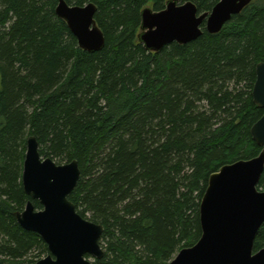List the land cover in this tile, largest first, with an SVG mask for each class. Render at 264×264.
Segmentation results:
<instances>
[{
	"label": "trees",
	"instance_id": "1",
	"mask_svg": "<svg viewBox=\"0 0 264 264\" xmlns=\"http://www.w3.org/2000/svg\"><path fill=\"white\" fill-rule=\"evenodd\" d=\"M58 1L0 0V264L49 254L15 218L31 200L21 182L29 136L42 158L77 161L68 200L104 228L93 264H168L200 238L210 175L262 150L250 129L264 113L251 95L264 63V0L217 34L202 27L197 40L156 53L138 40L141 12L170 0H64L95 5L104 46L94 53L57 17ZM177 1L201 15L219 0ZM262 248L264 223L254 253Z\"/></svg>",
	"mask_w": 264,
	"mask_h": 264
},
{
	"label": "water",
	"instance_id": "2",
	"mask_svg": "<svg viewBox=\"0 0 264 264\" xmlns=\"http://www.w3.org/2000/svg\"><path fill=\"white\" fill-rule=\"evenodd\" d=\"M252 1L219 0L211 12L201 15L191 2L180 4L177 0L168 1L160 12L146 8L141 12L138 40L152 53L173 43L185 45L202 35V27L208 34L219 33ZM55 13L67 24L81 50L94 53L103 48L94 4L77 7L59 0ZM255 73L252 100L264 110V63L256 66ZM250 135L262 149L260 154L210 175L199 206L200 238L168 264H264V248L254 253V240L264 223V191L257 188L264 171V113ZM80 176L77 161L57 165L40 156L35 137L27 138L21 182L31 200L15 218L23 230L41 238L49 253L33 264H93L87 256L103 258L100 240L104 228L82 218L68 200ZM33 201L42 209L36 210Z\"/></svg>",
	"mask_w": 264,
	"mask_h": 264
},
{
	"label": "rangeland",
	"instance_id": "3",
	"mask_svg": "<svg viewBox=\"0 0 264 264\" xmlns=\"http://www.w3.org/2000/svg\"><path fill=\"white\" fill-rule=\"evenodd\" d=\"M261 1H263V0H253V3H259V2H261ZM180 4H182V3H180ZM148 8L151 9L150 6H148ZM102 249L104 250V248H102ZM45 257H46V256H43V257H41L39 260H41V259H43V258H45ZM86 259L89 260L91 263H94L95 260H96V259H94L93 257H90V256H87Z\"/></svg>",
	"mask_w": 264,
	"mask_h": 264
}]
</instances>
